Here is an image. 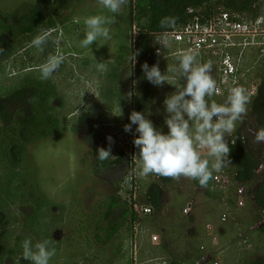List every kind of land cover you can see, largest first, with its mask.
<instances>
[{
    "label": "rangeland",
    "instance_id": "1",
    "mask_svg": "<svg viewBox=\"0 0 264 264\" xmlns=\"http://www.w3.org/2000/svg\"><path fill=\"white\" fill-rule=\"evenodd\" d=\"M37 3L38 0H0V12L4 16L0 22L12 30L0 40L3 50L0 51V110L5 106L10 116L7 121L0 116V141L7 142H0V264H30L22 259L21 245L26 238H31L33 244L42 239L53 241L56 255L49 264H158L164 258L173 264H264V231L259 230L264 224V214L252 207L254 197L250 194L264 182V143L255 142V133L264 127V118L249 108L253 98L247 106V115L236 124L241 140L248 141L259 156L260 177L252 188H246L243 207L238 206L241 199L233 192L225 195L236 202L235 207L240 211L221 202L220 191L212 187L211 181L203 188L198 181L185 177L173 179L169 185L160 183L155 174L140 177V162L135 156L136 200L142 206L151 205L150 190L155 188L159 209L152 208V215L134 224L123 203L130 200L126 192L130 165L98 168L94 150L108 148L110 136L113 141L110 158L115 160L119 153L124 154L126 146L129 147L125 141L129 132L124 131V125L130 123L133 110L143 112L166 134L163 101L175 88L167 83L155 86L144 77L142 85L151 87L155 98L151 96L137 109L132 108L133 100L142 93L141 80L133 77L136 48L132 44L136 37L132 32L131 12L135 0H128L116 14V23L108 26L111 39L98 38L88 48L79 46L84 38V19L111 14L98 0L78 5L72 15L63 12L70 21L65 27L57 26L42 53L30 48L28 37L16 35L18 18ZM257 13L264 16V9ZM44 32L52 33V30L45 28L40 34ZM61 32L64 35L60 48L65 60L52 78L41 80L39 68L23 71L36 62H45L44 54L49 50L55 53L53 39ZM242 59L244 67L264 62L256 48L248 49ZM98 62L107 63L106 73L97 70ZM178 63V58L172 56L148 65L158 64L164 73L167 65L178 67ZM212 75L217 82L213 68ZM259 82L252 92L264 113V81ZM35 83L42 87L39 98L26 94L35 90ZM20 90L25 91V101L34 98L31 104L13 99ZM117 101L121 116L113 115L119 114ZM37 109L43 111L44 117L46 114V124L37 130L40 121L34 117L32 137L34 132L36 135L52 132L49 121L58 132L45 137L37 135L39 139L25 145L21 164H16L12 160V146L23 145L20 131L26 115L30 118ZM136 127L132 125V140L138 135ZM226 139L231 146V136ZM201 153L207 158L206 150ZM227 165L223 168L228 172ZM116 195L122 202H116L115 208L112 200ZM224 215L228 218L226 223L222 221ZM112 225H119V230L107 240ZM155 236L157 242L153 240Z\"/></svg>",
    "mask_w": 264,
    "mask_h": 264
},
{
    "label": "clouds",
    "instance_id": "2",
    "mask_svg": "<svg viewBox=\"0 0 264 264\" xmlns=\"http://www.w3.org/2000/svg\"><path fill=\"white\" fill-rule=\"evenodd\" d=\"M98 3L111 15L97 14L84 19V38L79 41L81 48L90 47L98 38L111 39L108 26L116 23V14H119L128 0H98ZM174 23V18L165 17L161 21V27H171ZM63 35L61 32L53 39L56 44L55 53H50L39 66L40 79L43 81L52 78L65 60L60 48ZM49 38L48 32L39 34L32 39L31 46L42 53ZM159 44L164 48L170 46L167 39L161 40ZM197 57L198 53L185 52L178 58V67L167 65L164 73L160 71L158 64L149 67L145 62L141 65L144 76L150 83L155 86L167 83L175 88L163 101L166 113L164 122L168 128L166 134L143 112L135 110L130 113V123L124 125L125 132H132V125L137 126L135 133L138 135L133 144L138 152L134 156L139 159V175L142 178L150 174L174 180L185 177L196 180L201 187L207 188L214 179L213 173L220 172L226 164L231 163V149L226 137L233 133L236 122L247 115L250 96L243 86H235L228 90L223 103H217L212 99L219 94L217 82L212 75V61L202 63ZM96 68L101 73L108 71L105 62H98ZM131 95L128 94L129 98ZM32 100L34 98L29 102ZM119 101V114L112 113L116 116L122 115ZM107 139L109 147L97 149V159L100 161L112 156V137ZM255 142L264 143V127L256 131ZM201 150L207 151V158L202 156ZM128 179L130 181L131 177ZM21 246L22 259L30 264H49L56 255V248L50 239H42L33 244L31 238H26Z\"/></svg>",
    "mask_w": 264,
    "mask_h": 264
},
{
    "label": "trees",
    "instance_id": "3",
    "mask_svg": "<svg viewBox=\"0 0 264 264\" xmlns=\"http://www.w3.org/2000/svg\"><path fill=\"white\" fill-rule=\"evenodd\" d=\"M86 1L87 0H38V3L36 5H34L28 12L20 15V17L18 18L16 35L18 37H23V36L28 37L31 42L35 36L39 35L42 32V30L46 28L52 30V33H50V37H52L53 33H56L57 31L56 28L58 25H62L65 27V25L70 21L69 17L63 16V12L72 15L75 13L76 7ZM258 2L259 0H135V5L134 8L132 7V12H131V20H132V32L134 25L137 26L140 32L139 36L132 44L133 47L137 48L140 52L137 55V59L141 62V65H143L145 62H147V64L153 62V61L150 62L148 61L149 55H152V58H154L152 60L159 59L158 57H156L155 54V38L153 36H149V32L153 34L162 33L173 28L182 27L183 25L187 24L190 21V16H188L187 13V10L189 8H202L204 14L206 15H210L214 13L218 8H224L227 12L234 14L255 15L256 11L254 10V5ZM54 15L56 18H54ZM165 17L174 18L175 20L174 25L171 27H161V21ZM2 18H4V16L2 12H0V19ZM1 31L3 32L2 34ZM11 32L12 30H10V28L5 27V25H3L2 22H0V40H2L1 36L3 35L9 36ZM32 47L33 46H30V48ZM174 48L176 49V47ZM172 49L173 48L167 49L165 51V54L173 51ZM49 54H50V50L49 52L44 54V57H47ZM42 63L44 62L43 61L36 62L35 65L33 66L24 67L23 71H26L28 69H38ZM141 65L136 66L135 71H133L134 79H137V81L141 80V84L138 85H139V90L142 92L140 96H138L136 99L133 100L132 102L133 109H137L140 104H142L143 102H147L151 98V96L155 98V92H152L153 95L150 92L151 87L142 85V80L144 79L145 76ZM252 66L253 65L248 67H252ZM254 66L255 69L253 72H251V74L252 75L255 74L256 78H260L264 81V62L262 61L259 64H254ZM181 82H183V80H181ZM33 85L37 86L34 87L35 90H32L33 92H31L30 94L28 91H26V94H28V96L30 95L35 96L37 98L41 97L39 91L41 90L42 87L37 83ZM24 93H25L24 90L18 91L13 95L14 97L13 99L14 100L21 99V102H23L25 105L31 104V102L25 101L26 98L23 97L25 95ZM17 95L19 96L18 98ZM212 99H214L217 103H222V100L216 95ZM254 99L255 98L253 97V100L251 101L249 108H251V111H253V113H258L259 116L264 118V113H262V110L259 108L257 101ZM0 111H1L0 116L5 121H7L10 118V116L8 115L9 113L8 110L5 108V106H3ZM29 113H31V111ZM26 117L27 118L25 119V123H23V128L20 131L22 138L21 143H23V145L16 146L14 144L11 150L12 160L16 164H21L23 160V157L26 153L25 145L26 146L30 145L31 142H34L36 139H39V137L56 135L58 132L53 122L49 121V123L53 124L50 125L52 126L53 129L52 132L50 131L49 133H46L44 131V133H37L39 137L34 132L33 137L35 138H33L31 132L33 128L32 122L34 120V117L35 119H38L40 121L37 127L38 130L39 127H43V125L46 124L47 116L45 114L44 117L43 111L41 109L40 111L39 109H37L36 112H32V116L30 118L33 119L28 118L27 115ZM56 123L57 121H55V124ZM240 133L241 131L239 130V124H236L234 130L236 144L234 146H230L231 163L228 164L230 170L227 173L232 179V183L235 186V188L241 186L244 187L246 190V188H252L259 180L260 176L259 174H257L258 173L257 170L258 167H260V161H259V156L255 153V150L250 148L248 144L249 142L248 141L243 142V139L241 140ZM0 142L7 143L6 141H0ZM97 149L94 150V155L96 159V165L98 168H105L107 165H119V164L122 165L123 163L129 164L128 156H126L123 153L119 154V156L115 160H112L109 157L107 160L100 161L97 159ZM124 161H126V163ZM261 167H263V165H261ZM158 177L160 183L166 185L171 184V182L173 181L172 178L162 177V176H158ZM154 189L150 190L149 202L152 204L151 205L148 203L147 204L150 205V207H152L155 210V208L159 207V204L157 202V197ZM250 194L254 197L252 202L253 203L252 207L257 208V210L260 213L264 214V182H262L259 186H257L256 190L250 192ZM112 201H113V207L115 208H116L115 205L117 203L119 204V202H122L120 196L118 195H116ZM138 201L139 200H137V202ZM123 203L125 206H127L129 213L132 215L133 223L134 224L138 223V218L133 211L134 203L129 204V202H125V201ZM227 203L233 209L236 206V202L235 201L231 202L230 199ZM233 228L235 227L233 226ZM118 230H119V225L116 226L112 225L110 230L107 232L108 233L107 240H110L112 237H114L115 234L118 232ZM259 230L264 231V224L260 226ZM129 232L132 233V231ZM133 235L134 234L130 236L131 239ZM170 264L173 263L170 262ZM174 264H180V263L176 262ZM261 264L263 263L261 262Z\"/></svg>",
    "mask_w": 264,
    "mask_h": 264
},
{
    "label": "built area",
    "instance_id": "4",
    "mask_svg": "<svg viewBox=\"0 0 264 264\" xmlns=\"http://www.w3.org/2000/svg\"><path fill=\"white\" fill-rule=\"evenodd\" d=\"M263 9L264 0H259V2L254 5V10L256 11L255 15L234 14L227 12L224 8H218L214 13L206 15L202 8H189L187 13L188 16H190V21L187 24L162 33L153 34L149 32V36L155 38L156 57L173 56L179 58V56L185 52L191 51L198 53L197 58L199 61H212L213 69L216 71L218 77L217 88L219 89V94L216 96L222 100V103L228 95V90L235 86H243L247 90V94L250 98H253L254 94L252 89L255 88L256 84H260L259 80L262 79L253 78L251 72L254 71L255 66L244 67L241 65V60H243L242 58L245 52L251 48L258 49L264 59V16L257 13V11H262ZM139 33L137 26L134 25V38L136 37L137 39ZM163 39H167L170 42L169 47H161L159 42ZM172 46H176L177 49L165 54V51L172 48ZM139 53V50L136 48V59L133 58L135 66L141 65V62L137 59ZM133 57H135V55ZM148 58L149 62L154 61L152 60L154 59L152 55H149ZM125 135V141H128L127 145H129V147L125 144L126 151H124V154L129 158L130 173L128 178L131 177L130 181L127 178V188L129 190L126 192L130 195L129 204L134 203L133 211L140 221L152 215L154 211L148 204V206H142L140 205V201L137 202L136 200L138 191V186L136 185L138 184L134 173L136 172L134 164L136 163L134 156V139L132 140L133 136L131 132ZM129 136L130 141L128 139ZM230 136L231 146H234L236 144V138L233 134ZM213 176L214 179H212L211 185L212 187L215 186V188L220 191L219 199L221 202L226 204L229 201L228 197L230 193L235 192L234 195L241 199L238 206L243 207V197L246 193L245 188L241 186L235 188L232 179L224 168L218 173H213ZM123 189H125V187H123ZM228 193L229 196H225ZM188 210L189 209L185 210V213H187ZM227 219V216L224 215L222 221L226 222ZM153 240L157 242L158 237H153ZM158 264H170V262L168 259L164 258L160 259Z\"/></svg>",
    "mask_w": 264,
    "mask_h": 264
},
{
    "label": "crops",
    "instance_id": "5",
    "mask_svg": "<svg viewBox=\"0 0 264 264\" xmlns=\"http://www.w3.org/2000/svg\"><path fill=\"white\" fill-rule=\"evenodd\" d=\"M174 47H176V46H174ZM174 47L172 46V48H173L172 50H173V51H175V50L177 49V48L175 49ZM226 165H227V164H226ZM227 166H228V165H227ZM214 173H215V172H214ZM251 205L253 206V203H252ZM251 205H250V206H251ZM190 207H191V206H188V208H190ZM234 209H236V207H234ZM236 210H237V209H236ZM237 211H240V210H237Z\"/></svg>",
    "mask_w": 264,
    "mask_h": 264
}]
</instances>
